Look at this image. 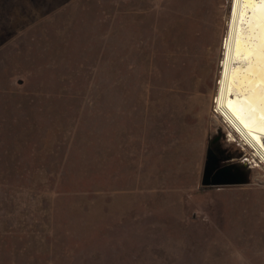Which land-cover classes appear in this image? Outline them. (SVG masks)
Wrapping results in <instances>:
<instances>
[{
	"label": "rangeland",
	"instance_id": "rangeland-1",
	"mask_svg": "<svg viewBox=\"0 0 264 264\" xmlns=\"http://www.w3.org/2000/svg\"><path fill=\"white\" fill-rule=\"evenodd\" d=\"M230 4L0 0V264H264V169L215 112ZM218 133L245 184L201 186Z\"/></svg>",
	"mask_w": 264,
	"mask_h": 264
},
{
	"label": "bare ground",
	"instance_id": "bare-ground-1",
	"mask_svg": "<svg viewBox=\"0 0 264 264\" xmlns=\"http://www.w3.org/2000/svg\"><path fill=\"white\" fill-rule=\"evenodd\" d=\"M214 13L213 7L203 13L201 35L211 33V15ZM177 19L176 42L182 46L178 31L180 23H177L180 20ZM179 47L175 49L178 56ZM195 48L199 50L197 46ZM220 48L215 112L225 125L228 140L237 141L249 152L251 168L264 169V3L231 0Z\"/></svg>",
	"mask_w": 264,
	"mask_h": 264
},
{
	"label": "water",
	"instance_id": "water-1",
	"mask_svg": "<svg viewBox=\"0 0 264 264\" xmlns=\"http://www.w3.org/2000/svg\"><path fill=\"white\" fill-rule=\"evenodd\" d=\"M234 169L235 172H231ZM247 182L244 174L233 165L217 167V158L213 151L207 148L202 171L201 186H230L240 185Z\"/></svg>",
	"mask_w": 264,
	"mask_h": 264
},
{
	"label": "flooded vegetation",
	"instance_id": "flooded-vegetation-1",
	"mask_svg": "<svg viewBox=\"0 0 264 264\" xmlns=\"http://www.w3.org/2000/svg\"><path fill=\"white\" fill-rule=\"evenodd\" d=\"M223 144L224 134L218 133V135L213 136L207 145V148H210L217 158V167H221L225 163V157L227 156V150L224 148Z\"/></svg>",
	"mask_w": 264,
	"mask_h": 264
},
{
	"label": "snow or ice",
	"instance_id": "snow-or-ice-1",
	"mask_svg": "<svg viewBox=\"0 0 264 264\" xmlns=\"http://www.w3.org/2000/svg\"><path fill=\"white\" fill-rule=\"evenodd\" d=\"M242 2H252V0H242ZM261 3H264V0H260Z\"/></svg>",
	"mask_w": 264,
	"mask_h": 264
}]
</instances>
